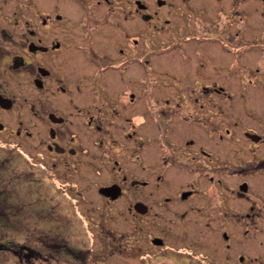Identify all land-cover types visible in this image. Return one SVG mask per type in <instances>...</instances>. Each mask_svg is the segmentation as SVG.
Here are the masks:
<instances>
[{
    "label": "flooded vegetation",
    "instance_id": "obj_1",
    "mask_svg": "<svg viewBox=\"0 0 264 264\" xmlns=\"http://www.w3.org/2000/svg\"><path fill=\"white\" fill-rule=\"evenodd\" d=\"M52 5L0 25V162L58 195L11 253L264 264V0ZM91 189L127 227L82 216ZM65 201L82 223L54 219Z\"/></svg>",
    "mask_w": 264,
    "mask_h": 264
},
{
    "label": "rangeland",
    "instance_id": "obj_2",
    "mask_svg": "<svg viewBox=\"0 0 264 264\" xmlns=\"http://www.w3.org/2000/svg\"><path fill=\"white\" fill-rule=\"evenodd\" d=\"M53 1L0 0V25H3V23L1 22H3V20L5 19L4 16H10L12 14V10H15L17 6L19 7L18 10L21 9V13L24 16H27L35 13L36 11L41 13L52 12L54 10L52 5ZM1 160L2 155L0 153V161ZM21 168L24 170L25 175L28 174L27 176H31L32 173L35 172V169L33 167L18 161L17 158L16 160L14 158H11L9 159V161L3 164H1L0 162V242L6 244V248H2L0 250V264L35 263L34 258L29 256V248L23 251L24 257L21 256V258H18L15 253H11L13 248L10 247L11 242L23 241L26 245L33 248V246H31L33 244L32 240L36 238L33 228V221L38 219L37 214L40 212L46 215V213L49 211V198L55 199L58 196L56 190L50 188L48 178H43V183H40L38 187L34 186V183H32L31 181H28L29 179L31 180V178H17V175L21 174L22 172L20 171ZM35 179L39 180V178ZM35 189H37L40 194L36 193ZM60 196L64 197V195ZM59 201L61 202V204L64 203L63 200ZM65 202V209H63L62 212H59L58 214H54L53 212L52 216H54V219L56 218L64 220L67 219L68 216L69 218H71L70 221H72V224L79 225V222L82 223V218H79V216H77V214L74 212L75 206H69L68 202ZM77 206V208L80 209L82 216H84L83 213H86L85 216L87 215L88 221L90 223H100L101 221L103 222L101 217H104L105 220L108 219L107 222L111 223L115 227L117 226L116 228H119L118 230L128 226V218H126L125 214H122V209H124L125 206L124 198H120L119 200L111 204H106L100 199V197L96 195V193H93L91 189L86 197L82 198L78 202ZM50 219L52 220L53 218ZM41 226H43L42 222ZM60 230L65 231L64 229ZM70 230H74V227H71ZM43 231L44 230H42V232ZM67 231L70 233L69 228ZM70 238V241L74 242V237L72 235ZM77 243L78 241L76 242V245ZM81 244L79 243L76 248H79ZM131 244L132 243L129 240H126L124 243H122V245L128 248L122 250L123 252L119 258H111V260L106 259L104 262L100 263L97 259L90 261L91 258L88 254L85 258L86 262H84L83 264H133L132 260H128L125 257L130 256L128 253L130 252L129 247ZM83 245L85 246L84 243ZM41 254L42 257L36 259L37 263L40 264H79L78 262L72 263L70 262V260L64 262L63 259H52L51 257H48V250L46 248L41 249ZM27 258L30 259L27 261ZM133 261L134 264H144L142 263V261H139L138 258Z\"/></svg>",
    "mask_w": 264,
    "mask_h": 264
},
{
    "label": "trees",
    "instance_id": "obj_3",
    "mask_svg": "<svg viewBox=\"0 0 264 264\" xmlns=\"http://www.w3.org/2000/svg\"><path fill=\"white\" fill-rule=\"evenodd\" d=\"M10 247H13L12 249H14V248H15V244H14V243H11ZM2 248H3V249L6 248V244L3 243V242H0V250H1Z\"/></svg>",
    "mask_w": 264,
    "mask_h": 264
},
{
    "label": "water",
    "instance_id": "obj_4",
    "mask_svg": "<svg viewBox=\"0 0 264 264\" xmlns=\"http://www.w3.org/2000/svg\"><path fill=\"white\" fill-rule=\"evenodd\" d=\"M106 187H104V189H105Z\"/></svg>",
    "mask_w": 264,
    "mask_h": 264
}]
</instances>
